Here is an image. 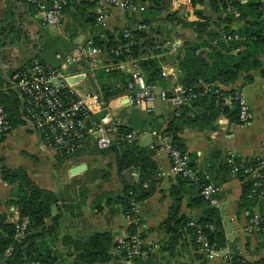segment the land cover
Instances as JSON below:
<instances>
[{
  "label": "crops",
  "instance_id": "crops-1",
  "mask_svg": "<svg viewBox=\"0 0 264 264\" xmlns=\"http://www.w3.org/2000/svg\"><path fill=\"white\" fill-rule=\"evenodd\" d=\"M26 1L0 0V12L9 7L19 9L18 13H20L17 15L18 18L20 17L19 20L26 18L34 22L35 11L30 13ZM239 1L245 2L246 0ZM150 5L148 3L146 6ZM261 6L264 25V3H261ZM195 8L202 11V16L208 19L213 28L215 26L213 21L218 15L227 18L231 28H238L242 24L235 11L213 12L208 1L203 6H195ZM96 9L95 0V4L88 11L95 15ZM157 9L158 16L147 26L146 31L154 39L156 48H161L158 54L160 76L166 85L156 83V86L166 91L167 99H157L150 105V110L146 111L143 107H136L129 103L125 98L126 92L124 96L116 97L105 105L109 114L119 119V125H128L135 131L143 127L139 132L142 138L138 135L137 144L146 149L154 164V170L149 175V186L152 187V191L146 198L136 203L140 219L137 233L143 236L141 243L145 246L140 258L146 259L148 256L151 261L147 264H219L220 259L204 260L193 246L185 228L180 225L173 226L174 222L182 217L188 220H198L209 206L189 205V200L196 197L195 185L190 182L178 183L176 175L170 170L166 153L156 147L151 135L152 128L146 124L147 113L155 118V123L161 124L169 113L179 107V104L173 102L182 94V88L177 81L176 56L180 54V46L184 40L198 43L204 35H198L189 27L165 19L167 14H175L183 21L196 20L193 13L194 8L191 7L189 0L162 1ZM139 14L127 15L115 10L104 22H96L100 24L97 28L95 25L91 26L84 22L69 1L57 24L50 26L56 27L59 36L73 44V48L67 55L73 54L74 62L65 63L61 60L58 70L78 97L85 99L89 92H96L97 85L92 73L95 69L102 68L101 66L108 61L106 53L100 51L95 67L89 70L86 66L87 56L84 52L85 41L103 30L113 31L115 28L133 26L140 18ZM71 18L74 21L65 34L64 31H60V28ZM6 32L0 35V88H5V84H8V87L12 89L10 76L14 73L13 70L25 65L47 36L43 34L45 36L41 37L40 35L37 42L19 48L16 44L19 39L18 35L11 32L6 34ZM200 50L205 51L206 47ZM260 60L264 65V55L260 56ZM125 71L129 72L128 67ZM250 74L249 83H245L244 77L240 76L232 84L220 86L223 89L241 92L252 114L250 120L230 122L224 116H219L212 130L196 131L184 127L180 131L179 136L184 140L186 153L192 155L196 171H204L212 152H218L222 159L264 155V77H261L257 71ZM76 75L79 77L73 81H67L68 77ZM91 109L95 111L94 116L101 115L100 111L97 112L99 108L95 109L91 106ZM21 119L20 124L0 138V170L1 167L21 168L37 187L52 192L57 198L56 205L51 208V215L57 216L56 224L53 225L51 219L48 218L42 227L29 231L28 233L38 234L31 238V242L42 243L44 248L58 255L57 259L60 264H85L76 259L75 244L82 243L95 232L108 233L114 242L116 237L126 236V228L129 224L117 203L102 204L101 210L95 212L94 198L102 193L119 192L124 184L130 183L135 178V171L130 168L118 172L114 154L112 152L100 153L90 138L64 159H58L57 149L42 139L30 121L24 119L22 115ZM142 133L147 135L143 136ZM78 164H84L85 167L75 174H70L69 170ZM173 186H178L180 189L178 211L173 222L162 225L172 203L169 190ZM218 187L217 198L220 206L217 210L226 244L218 251V254L228 253L233 248L247 261L260 259L264 256V237L256 232L245 230L248 213L238 207L239 180L231 178ZM12 188L13 185L2 181L0 177V213L5 215L8 222H12L17 217L15 206L7 202ZM255 208L256 205H254V211H256ZM170 228H175L173 233L177 234L174 244H167L172 237ZM110 254L111 259L104 264H126L115 248L110 249ZM141 262L143 261L137 264ZM129 264L135 263L130 262Z\"/></svg>",
  "mask_w": 264,
  "mask_h": 264
},
{
  "label": "trees",
  "instance_id": "trees-1",
  "mask_svg": "<svg viewBox=\"0 0 264 264\" xmlns=\"http://www.w3.org/2000/svg\"><path fill=\"white\" fill-rule=\"evenodd\" d=\"M22 1V0H21ZM24 1V0H23ZM69 1L75 7L77 14L81 19L89 25H95L97 28L100 24L95 21V15L88 11L95 4V0H67L62 12L68 6ZM162 1L151 0L150 6H146L140 12V18L136 23L149 24L158 16L157 7ZM192 6L196 20L183 21L174 15L167 14L165 19L169 22L179 23L181 26L189 27L198 35H204L198 43H192L184 40L180 46V54L176 56V68L178 70L177 81L182 88V95L187 99L172 113H169L161 122L155 123V118L147 113L146 124H149L153 131H161L168 135L171 144L180 152L185 153L188 158V166L194 168L192 155L187 154L185 150L184 140L179 136L180 131L184 127H189L196 131L212 130L215 128L216 119L224 116L230 122H240L238 120L237 102L234 99L233 89H223L220 86H228L232 84L238 77L243 76L245 83L251 81V72L257 73L264 77V65L260 60V56L264 55V25L262 20V6L260 0H189ZM208 1L211 10L217 13H226L233 10L238 14V18L242 24L238 28H231L229 20L220 15L216 16L211 27L208 19L202 16V11L195 6H203ZM30 13H34L35 6L32 2H25ZM87 9V11L85 10ZM228 9V10H227ZM61 12V14H62ZM1 13V12H0ZM149 13V15H145ZM0 16V35L6 32L2 28ZM12 20L10 21V25ZM135 23V24H136ZM133 26L124 27L129 30L130 36L135 41L126 55L133 59L146 83H156L165 86L166 82L160 76V58L158 54L161 48H156L154 39L150 37L148 31L144 29H136ZM222 24V25H221ZM9 25V27H11ZM124 28L113 31L103 30L99 34L93 35L90 39L92 44L100 51L106 53L108 61H116L111 50L122 44V31ZM10 29V28H9ZM47 36V35H46ZM214 42L213 44H211ZM36 46V45H35ZM206 47L205 51L200 48ZM73 44L60 36H47L36 49L35 54L23 66L13 70V72H21L26 69L32 62H37L42 66L59 68L61 60L70 52ZM59 55V58L56 57ZM12 72V73H13ZM97 87L95 91L99 93L103 105H107L110 100L124 96L126 90V82L129 74L125 70H109L97 68L92 73ZM60 96L64 102L74 100L76 97L69 92L68 88H60ZM0 106L6 113L8 128L6 131L14 128L22 122L20 102L14 90L5 84V88H0ZM102 114V112H100ZM95 119L98 116H94ZM143 127L136 132H140ZM134 130L133 127L126 125H118L115 130L114 139L111 145L104 150H97L100 153L112 152L115 156L116 170L121 172L126 169L135 171V178L130 183L124 184L119 192L102 193L94 198L93 209L95 212L101 210L102 204L117 203L122 209L124 215L133 214L132 207L138 201L146 198L152 191L149 186V175L154 170V164L145 148L137 144V140L126 142L121 139V135L125 132ZM58 159H64L68 156L63 150L56 152ZM229 157L222 159L218 152H212L206 162L203 172L196 171V179L188 181L187 179L176 176L179 184L190 182L196 187V197L189 200L190 206L206 204L201 197L200 191L208 183L220 186L221 183L231 178H236L240 182L239 205L250 216L251 211L256 205L260 221L257 224L258 235L264 237V196L261 199L257 196L259 191H264V185H254V181H260L264 184V155L260 157L239 158ZM255 171L258 176L254 179L249 178L250 172ZM1 180L13 185L7 202L14 205L19 218L25 217L28 220V228L25 236L19 241L12 239L13 224L6 221L4 214L0 213V256L5 248L11 247V254L7 259L8 264H19L22 260H39L41 262H52L60 264L58 255L51 253L49 249L44 248L42 243L31 242V238L37 236L36 233H28L32 229L42 227L45 220L50 218L52 224H56L57 216L51 215V208L56 205L57 198L50 191H44L37 187L28 177L25 170L21 168H5L0 170ZM172 196V203L169 207L167 218L162 225H168L175 220L179 207L180 189L178 186L171 187L169 190ZM250 195V196H248ZM189 220L184 217L175 221L173 226H183L189 234L191 242L195 249L197 243L193 234V228L187 225ZM200 230L207 238L209 243L215 244V249L225 247V238L221 229L219 211L215 208H207L198 220ZM213 224V231H209L205 225ZM171 230V239L167 244H174L175 232ZM127 237L124 242H130V237L137 235L141 240V233H137V225L129 223L127 228ZM77 251L76 259L85 264L107 263L111 259L110 249L118 246L112 241L111 236L106 232H95L87 237L82 243L75 244ZM117 250V249H116ZM145 246L139 245L138 253L130 258L135 264L139 261L147 264L151 261L148 256L142 259L141 253L144 252ZM119 256L123 258L124 252L117 250ZM201 254V253H200ZM147 255V254H146ZM229 261L235 264H262L264 256L258 260L247 261L240 256L236 250L230 249L227 253ZM201 257L202 254H201ZM204 260H206L203 257ZM140 263V264H141ZM219 264H226L222 262Z\"/></svg>",
  "mask_w": 264,
  "mask_h": 264
},
{
  "label": "built area",
  "instance_id": "built-area-1",
  "mask_svg": "<svg viewBox=\"0 0 264 264\" xmlns=\"http://www.w3.org/2000/svg\"><path fill=\"white\" fill-rule=\"evenodd\" d=\"M34 3L35 14L34 17L42 26H54L57 24L61 16L62 9L67 0H27ZM229 1V0H225ZM151 0H96L97 9L95 12V20L98 23L104 22L112 13L117 10L123 14L135 15L144 10L146 5ZM264 3V0H260ZM192 7V6H191ZM228 10V9H227ZM230 11V10H229ZM136 29L147 30L145 24H135ZM123 42L117 48L112 49L111 52L118 56L116 61H107L101 67L105 71L109 70H125L128 67L129 78L125 84L127 95L125 98L136 107H143L146 111L150 110V105L157 99H167L166 91L158 86L146 83L142 77L136 62L129 58L126 53L130 47L135 44V41L129 34V30L124 28L122 31ZM84 52L87 56L86 66L89 70L95 67L97 57L100 50L92 44L91 39H87L84 45ZM59 58V55L56 54ZM75 60L73 54L66 55L62 61L65 63H72ZM65 77L60 73L58 68L49 66H42L37 62H32L26 69L21 72H15L10 76L11 87L16 92L22 116L24 119L33 124L34 129L40 134L42 139L58 150H63L70 154L77 148L81 147L89 138L93 140L94 146L97 150H104L108 148L115 135L116 127L119 125V119L112 117L100 98L98 92H89L85 99L78 97L68 86L64 80ZM68 88L69 92L75 95L74 100L64 102L60 96V88ZM87 99V100H86ZM234 99L237 102L238 120L240 122H247L250 120L252 114L241 92L236 90L234 92ZM186 98L181 94L180 98L173 100L174 103L184 104ZM93 108L102 114L95 119ZM8 122L6 113L0 106V138L7 132ZM139 133L135 130H130L121 135V139L126 142L137 140ZM152 139L156 147L166 153L170 170L176 176L194 181L196 179V171L188 166V158L185 153L180 152L175 148L168 135L161 131L151 132ZM230 159V158H229ZM228 159V161H229ZM258 176L253 170L248 176L251 179ZM254 185H264L260 181H254ZM219 187L211 183L206 184L200 191L201 197L206 201V204L218 209L220 206L217 198ZM250 196V195H248ZM258 197L264 196V191L257 193ZM133 214L125 215L129 223L139 224V216L136 210V204L132 207ZM260 221L257 210L251 211L247 218L245 230L248 232H255L257 224ZM13 236L12 239L19 241L27 233L28 220L25 217L18 216L12 221ZM187 225L193 228L195 242L197 243V250L206 260L220 259L226 264H235L229 261L227 253L218 254L220 249H215V244L208 242L207 238L201 233L200 225L195 220H189ZM205 227L209 231H213V224H207ZM126 236H119L114 239L118 244L117 250L124 252L123 260L129 264L130 258L138 253L141 240L137 235L130 237V242H124ZM11 254V247L5 248L0 256V264H8L7 259ZM19 264H54L52 262H41L39 260H22ZM239 264H243L242 262ZM264 264V262L262 263Z\"/></svg>",
  "mask_w": 264,
  "mask_h": 264
},
{
  "label": "rangeland",
  "instance_id": "rangeland-1",
  "mask_svg": "<svg viewBox=\"0 0 264 264\" xmlns=\"http://www.w3.org/2000/svg\"><path fill=\"white\" fill-rule=\"evenodd\" d=\"M8 7V5H6ZM19 10V9H18ZM18 10H16L15 8H7L2 10V12L0 13L1 16V23H2V28L4 27V30H6V34H8L9 32L13 33V34H17L19 39L17 44V47L22 48L23 45H29V43H34L37 42L38 38L42 36H59L58 32L56 31V27H50V26H42L40 25V23L37 21V19L35 18V21H31V20H27L26 18L23 20H19V18L17 17V15L20 13H18ZM145 15H149V13L145 14ZM157 18V17H156ZM12 20L10 25V21ZM74 21L73 18H71L68 23H66L65 25L62 26V28H60V31H64V33H67V29L72 25V22ZM9 25L11 27H9ZM10 28V29H9ZM63 29V30H62ZM45 34V35H43ZM1 40V38H0ZM134 127H137V125H133ZM143 136L147 135L146 133H142ZM139 136L141 137L140 133ZM142 138V137H141ZM143 143V142H142Z\"/></svg>",
  "mask_w": 264,
  "mask_h": 264
},
{
  "label": "water",
  "instance_id": "water-1",
  "mask_svg": "<svg viewBox=\"0 0 264 264\" xmlns=\"http://www.w3.org/2000/svg\"><path fill=\"white\" fill-rule=\"evenodd\" d=\"M79 76H71V77H68L67 78V81H73L74 79L78 78ZM85 167L84 164H78L74 167H72L70 170H69V173L70 174H75L77 172H79L80 170H82L83 168Z\"/></svg>",
  "mask_w": 264,
  "mask_h": 264
}]
</instances>
